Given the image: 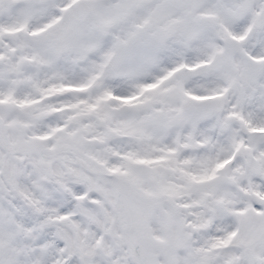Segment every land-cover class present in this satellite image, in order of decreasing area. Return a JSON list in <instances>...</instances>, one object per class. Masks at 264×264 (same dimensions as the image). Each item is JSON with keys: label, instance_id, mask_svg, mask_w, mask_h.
<instances>
[{"label": "snow or ice", "instance_id": "1", "mask_svg": "<svg viewBox=\"0 0 264 264\" xmlns=\"http://www.w3.org/2000/svg\"><path fill=\"white\" fill-rule=\"evenodd\" d=\"M0 264H264V0H0Z\"/></svg>", "mask_w": 264, "mask_h": 264}]
</instances>
